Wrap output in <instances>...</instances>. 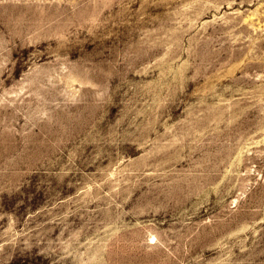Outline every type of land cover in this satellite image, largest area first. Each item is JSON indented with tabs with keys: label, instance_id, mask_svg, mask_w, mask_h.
I'll use <instances>...</instances> for the list:
<instances>
[{
	"label": "rangeland",
	"instance_id": "374dc122",
	"mask_svg": "<svg viewBox=\"0 0 264 264\" xmlns=\"http://www.w3.org/2000/svg\"><path fill=\"white\" fill-rule=\"evenodd\" d=\"M0 264H264V0H0Z\"/></svg>",
	"mask_w": 264,
	"mask_h": 264
}]
</instances>
